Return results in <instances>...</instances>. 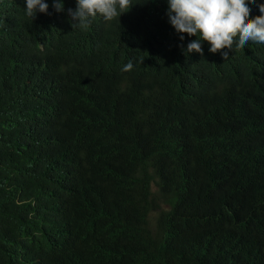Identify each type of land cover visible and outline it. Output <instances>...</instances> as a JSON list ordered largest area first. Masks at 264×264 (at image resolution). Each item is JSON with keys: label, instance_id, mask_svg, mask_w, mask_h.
Masks as SVG:
<instances>
[{"label": "trees", "instance_id": "16d2710c", "mask_svg": "<svg viewBox=\"0 0 264 264\" xmlns=\"http://www.w3.org/2000/svg\"><path fill=\"white\" fill-rule=\"evenodd\" d=\"M163 1L81 30L0 0V264L264 261V45L186 57Z\"/></svg>", "mask_w": 264, "mask_h": 264}, {"label": "clouds", "instance_id": "9594fccd", "mask_svg": "<svg viewBox=\"0 0 264 264\" xmlns=\"http://www.w3.org/2000/svg\"><path fill=\"white\" fill-rule=\"evenodd\" d=\"M130 0H76L75 9L68 8L72 29L87 30L97 15L103 21L111 22L121 19L123 13L131 9ZM52 7L56 12L64 11L63 0H52ZM49 4L45 0H26L25 15L32 18L37 13H48ZM163 22L178 40L181 53L186 57L191 53L203 56L202 44L209 46L206 51L221 57L224 61L229 57V51L242 50L248 43L264 45V0H164L162 9ZM161 59L169 66L171 83L185 85L191 79L185 74V68L175 59ZM133 69L130 60L122 71ZM241 125L248 131L256 130L255 119L249 117L242 108ZM64 179V178H63ZM62 179V180H63ZM150 183L151 206L159 208L162 196L154 198ZM154 193L158 191L155 187ZM200 195V192L195 196ZM73 207L80 205L83 197H71ZM163 205V204H162ZM95 239L101 248H107L112 243V238L104 234H97ZM243 254L252 258L253 264H264V261L255 259L243 250H237L224 262H214L209 257L207 264H235L233 259H241ZM237 255V256H236Z\"/></svg>", "mask_w": 264, "mask_h": 264}, {"label": "rangeland", "instance_id": "374dc122", "mask_svg": "<svg viewBox=\"0 0 264 264\" xmlns=\"http://www.w3.org/2000/svg\"><path fill=\"white\" fill-rule=\"evenodd\" d=\"M155 189V187H153V190Z\"/></svg>", "mask_w": 264, "mask_h": 264}]
</instances>
